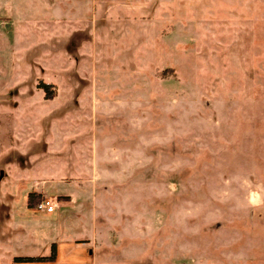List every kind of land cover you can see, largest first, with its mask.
I'll use <instances>...</instances> for the list:
<instances>
[{
	"label": "rangeland",
	"instance_id": "rangeland-1",
	"mask_svg": "<svg viewBox=\"0 0 264 264\" xmlns=\"http://www.w3.org/2000/svg\"><path fill=\"white\" fill-rule=\"evenodd\" d=\"M131 1L0 0V264H264V0Z\"/></svg>",
	"mask_w": 264,
	"mask_h": 264
},
{
	"label": "crops",
	"instance_id": "crops-1",
	"mask_svg": "<svg viewBox=\"0 0 264 264\" xmlns=\"http://www.w3.org/2000/svg\"><path fill=\"white\" fill-rule=\"evenodd\" d=\"M58 0H55V6H54V10H58V6H57V2ZM119 2H123V3H125V4H127V3H129V6H132V1L131 0H119ZM136 1H134V5H136V3H135ZM56 11H54V12H56ZM122 11V9L120 10V12ZM104 15V14H103ZM109 16V15H108ZM124 17H126V15L124 16ZM108 18H111V17H108ZM75 30H78V28L77 29H75ZM73 32V31H72ZM76 144V143H75ZM51 153H53V150H51ZM98 158L96 159H94L93 161L94 162H90V163H86V164H83L81 167H79L78 168V166L77 165H74V171L75 172H78V171H83L84 172V174L85 173H91L92 174V176H94V177H103L104 179H106L108 176H110V178H112V179H114L115 180V182H122V179H120V178H122L121 176H120V174L122 173V172H120V169L119 168H117V166H115V167H113V168H109V167H107V166H104L107 162H98ZM107 164H110V163H107ZM113 164H115L116 165V163L115 162H113ZM111 176H115V177H111ZM127 177H131V174L130 175H127ZM88 179H90V181L94 184V183H96V180L95 179H92V178H90V176L88 177ZM108 179V178H107ZM85 181V180H83L82 178L79 180V181ZM42 181H44V179L42 180ZM36 184H37V181L35 182ZM104 188V190L105 191H107V187L105 186V187H103ZM35 190H38L37 188H35ZM38 191H41V190H38ZM41 192H43V191H41ZM44 194V193H43ZM63 195H65V196H67L65 199H62V201H72V195L71 194H63ZM45 197H47L46 195H45ZM49 198V197H48ZM59 199V198H58ZM61 199V198H60ZM117 204H119V208L120 209H123V207L122 206H120V203H118L117 202ZM122 207V208H121ZM55 208H56V205H55ZM125 208V207H124ZM126 210H128L129 211V209H127V208H125ZM124 209V210H125ZM55 210V209H54ZM53 210V211H54ZM53 211H51V212H53ZM92 216H94V214L92 213ZM128 217H129V220H127V221H129V225H131V226H135V224H136V222H135V219L132 217V215H131V210L129 211V214H128ZM134 222V223H133ZM129 225H128V227H127V231H128V229H132V228H129ZM133 230V229H132ZM52 247H53V243H52V246H51V249H52ZM54 247H55V249H56V246L54 245ZM57 257V255L55 254V258ZM54 258V259H55ZM51 260H53V259H51Z\"/></svg>",
	"mask_w": 264,
	"mask_h": 264
},
{
	"label": "trees",
	"instance_id": "trees-1",
	"mask_svg": "<svg viewBox=\"0 0 264 264\" xmlns=\"http://www.w3.org/2000/svg\"><path fill=\"white\" fill-rule=\"evenodd\" d=\"M38 87L41 88L44 92L45 99H53L56 94V86L54 84L39 82ZM1 179V177H0ZM44 197L40 192L31 190L27 193V207L36 208L38 202ZM0 198L2 199V192L0 191ZM0 199V225H5V221L9 219V205ZM56 254V249L53 246L51 249V254L48 256L43 255H17L14 256V261H39L45 259H54Z\"/></svg>",
	"mask_w": 264,
	"mask_h": 264
},
{
	"label": "built area",
	"instance_id": "built-area-1",
	"mask_svg": "<svg viewBox=\"0 0 264 264\" xmlns=\"http://www.w3.org/2000/svg\"><path fill=\"white\" fill-rule=\"evenodd\" d=\"M36 208L51 212L55 209V204L48 197H43L37 204Z\"/></svg>",
	"mask_w": 264,
	"mask_h": 264
},
{
	"label": "flooded vegetation",
	"instance_id": "flooded-vegetation-1",
	"mask_svg": "<svg viewBox=\"0 0 264 264\" xmlns=\"http://www.w3.org/2000/svg\"><path fill=\"white\" fill-rule=\"evenodd\" d=\"M111 118H112V117H111ZM262 212H263V211H262ZM262 212H258L257 214H258V215H261ZM250 215H251V216L255 215L253 210L250 211Z\"/></svg>",
	"mask_w": 264,
	"mask_h": 264
}]
</instances>
